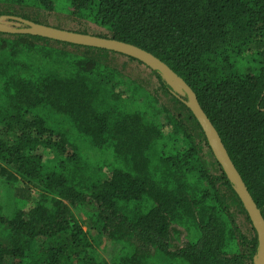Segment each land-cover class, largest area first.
<instances>
[{"label": "trees", "instance_id": "obj_1", "mask_svg": "<svg viewBox=\"0 0 264 264\" xmlns=\"http://www.w3.org/2000/svg\"><path fill=\"white\" fill-rule=\"evenodd\" d=\"M27 7L170 65L264 215V0H0V17L51 24ZM8 169L27 204L8 214L0 203V264H254L257 232L200 124L135 58L0 31V176ZM77 209L121 243L111 262Z\"/></svg>", "mask_w": 264, "mask_h": 264}, {"label": "water", "instance_id": "obj_2", "mask_svg": "<svg viewBox=\"0 0 264 264\" xmlns=\"http://www.w3.org/2000/svg\"><path fill=\"white\" fill-rule=\"evenodd\" d=\"M2 18L19 23L21 26L4 28L0 25L1 32L35 35L70 44L115 51L141 61L153 70L158 71L170 83L176 84L182 89L184 94L177 93V96L191 110L200 124L216 160L232 183L234 191L240 198L257 232L259 245L254 264H264V215L262 210L234 164L221 135L200 104L196 92L184 78L155 54L130 42L35 22L17 15H3Z\"/></svg>", "mask_w": 264, "mask_h": 264}, {"label": "rangeland", "instance_id": "obj_3", "mask_svg": "<svg viewBox=\"0 0 264 264\" xmlns=\"http://www.w3.org/2000/svg\"><path fill=\"white\" fill-rule=\"evenodd\" d=\"M28 13L40 14V19L44 22H50V25H57L64 27L66 23L70 22V18L65 12H55L53 15H47V10L27 7ZM53 21V22H52ZM0 25L4 28H17L21 25L13 21L6 20L0 17ZM68 29V28H67ZM173 88L178 94H184L182 89H180L176 84H172ZM9 170V174H4L0 176V203L4 206V213L11 214L15 211V208H25L27 200L24 197L25 182L17 175H14V171ZM88 209H77L75 210V216L82 223L84 229L87 231L91 241H92V251L99 257L111 262L112 257L121 248V243L111 242L109 237L104 232L101 224H94L95 226L89 225L88 222ZM92 228H91V227ZM165 264V263H164Z\"/></svg>", "mask_w": 264, "mask_h": 264}]
</instances>
